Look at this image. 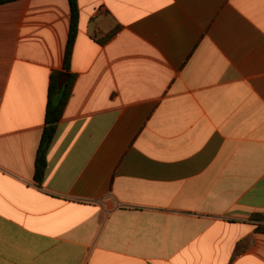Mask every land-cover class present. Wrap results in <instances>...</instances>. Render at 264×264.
Returning <instances> with one entry per match:
<instances>
[{"label":"crops","instance_id":"obj_1","mask_svg":"<svg viewBox=\"0 0 264 264\" xmlns=\"http://www.w3.org/2000/svg\"><path fill=\"white\" fill-rule=\"evenodd\" d=\"M79 7L39 186L70 5H0V264H264V0Z\"/></svg>","mask_w":264,"mask_h":264},{"label":"trees","instance_id":"obj_2","mask_svg":"<svg viewBox=\"0 0 264 264\" xmlns=\"http://www.w3.org/2000/svg\"><path fill=\"white\" fill-rule=\"evenodd\" d=\"M12 1L16 0H0V5ZM68 1L70 5L71 20L69 38L63 62V71H54L50 78L45 128L42 134L35 163L34 180L39 186L43 184L48 165V152L56 136L58 125L63 117L65 108L72 95L73 87L76 81V76L71 72V62L79 32L80 7L79 0ZM119 30L120 27H117L112 32H110L107 37L101 41L102 44H105L111 38H113V36H115ZM251 220L262 223L264 221V214H254ZM254 232L264 234V224H258ZM238 253L239 249L236 251V254Z\"/></svg>","mask_w":264,"mask_h":264}]
</instances>
